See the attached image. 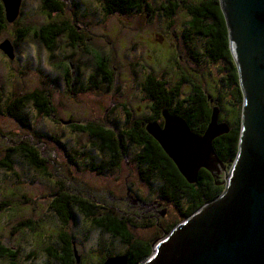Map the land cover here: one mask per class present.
<instances>
[{
	"label": "rangeland",
	"instance_id": "374dc122",
	"mask_svg": "<svg viewBox=\"0 0 264 264\" xmlns=\"http://www.w3.org/2000/svg\"><path fill=\"white\" fill-rule=\"evenodd\" d=\"M61 1L63 12L52 13L49 18L43 0H21L16 20L6 22L0 31V44L9 40L14 48L13 59L0 50L3 102L42 90L53 107L51 115L44 116L28 102L19 113L21 120L0 115V160L8 148L28 142L47 161L48 174L35 169L20 153L12 156V170L0 166V244L18 252V264H60L50 248L59 252L62 245L59 236L63 227L51 208L61 188L89 198L101 213L132 220L138 226L133 230L137 238L149 241L153 236L154 231L146 226L154 222L153 211L148 213L140 203H132L130 196L154 199L157 187L164 183L146 173L135 158L139 149L128 140L126 156L117 167H111L108 151L89 134L73 131L71 124L97 123L125 131L130 128L126 110L131 121L145 122L151 115V103L143 88L149 75L170 87L189 77L212 97L221 96V109H229L232 101L230 89L222 80L223 64L209 61L201 38L192 35L191 41L184 39L191 17L182 5L170 18L166 15L169 0H146L148 6L141 11L110 15L104 13L106 0ZM62 20L78 27L82 41L71 45L70 36L62 35L50 53L36 32L49 22ZM99 56L109 61L114 72L112 85L99 76L91 78ZM192 92V85L185 83L182 98ZM221 113L225 121L226 114ZM226 172L219 168L220 183L225 181ZM180 201L184 204L182 198ZM164 205L171 211V221H181L173 202ZM74 213L65 231L73 237L79 264H97L109 252L121 255L125 247L118 240L103 228H95L77 208ZM26 221L32 225L16 228ZM0 264H10L9 259L0 258Z\"/></svg>",
	"mask_w": 264,
	"mask_h": 264
},
{
	"label": "trees",
	"instance_id": "16d2710c",
	"mask_svg": "<svg viewBox=\"0 0 264 264\" xmlns=\"http://www.w3.org/2000/svg\"><path fill=\"white\" fill-rule=\"evenodd\" d=\"M169 1L166 14L168 17L174 16L179 5L186 8L191 17L188 29L183 34L184 39L189 42L193 36L201 38L205 42V55L209 61L223 64L220 69L225 73L222 79L223 84L230 89L232 97L230 108L227 110L221 109L218 103L222 100V97H212L207 94L199 83L189 77H183L173 87H170L166 85V81L157 79L154 75H149L143 88L151 103V115L145 122L141 119L131 121V113L126 110L130 128L125 131L118 132L97 123L71 124V129L78 133L89 134L92 138H95L99 142L100 148L103 151H108L111 167H117L121 159L126 156V140L135 145L139 149V153L135 156L136 160L145 166L146 173L148 172L150 176L156 175L164 183L163 187H166L165 191L169 200L176 206L181 220H183L207 202L217 198L224 190V185H221L220 180L205 169H200L197 181L194 184H189L159 143L146 130V125L153 122L162 126L164 122L162 112L167 110L171 115L184 119L194 134L202 135L210 122L212 108L216 106L215 103L220 108V113L224 112L227 117L224 121L221 113L219 120L226 122L230 130L213 140V148L217 157L224 164L230 166L238 150L243 98L239 86L238 71L229 49L227 25L219 0H197V3L192 4L179 0ZM147 6L146 0H106L104 13L106 15L117 12L130 14L141 11ZM43 9L51 18L52 13L63 12L64 3L61 0H43ZM6 22L1 2L0 31L5 28ZM65 34L70 36L71 45L81 42L83 38L78 32V27L68 20L49 22L41 26L36 32L37 38L50 53L55 51L58 38ZM97 58V70L91 78L95 79L99 76L103 82L112 85L114 72L109 61L103 56ZM185 83L192 85L193 92L186 98H182V87ZM28 102H32L36 110L44 116H50L53 112L49 96L42 90H34L8 102H3L0 95V115L5 114L16 120H21L19 113ZM51 139L59 143L62 148H65L57 139L53 137ZM5 152H7L6 156L0 160V166L7 170L13 168V154L20 153L35 169L44 174L47 173V161L41 156L39 149L30 143L21 142L8 148ZM145 177L146 180L150 181L147 176ZM181 198L184 200V204H181ZM51 208L55 211L63 227L59 236L62 243L60 251L50 248L51 255L59 260L60 264H78L74 253L76 249L73 237L65 231V227L75 217V208L85 218L90 219L95 228H103L111 234L112 239L118 240L125 247L126 252H123V255L127 258V264H139L151 253V243L134 236L130 219L116 217L111 212H99L101 208L82 194L69 193L61 188L56 193ZM179 222L180 220L171 226L168 232ZM30 224L32 225L31 221L21 222L16 228H22ZM118 254L120 255V253L113 254L109 252L97 264H101L108 257ZM5 257L9 259L10 264H18V252L0 244V258Z\"/></svg>",
	"mask_w": 264,
	"mask_h": 264
},
{
	"label": "water",
	"instance_id": "95a60500",
	"mask_svg": "<svg viewBox=\"0 0 264 264\" xmlns=\"http://www.w3.org/2000/svg\"><path fill=\"white\" fill-rule=\"evenodd\" d=\"M1 2L6 21L14 22L21 0ZM219 4L243 98L237 154L226 172L213 140L230 128L219 121L217 105L202 135L167 110L162 112V126L146 125L189 184L197 181L200 169L214 176L221 168L227 175L220 183L222 193L154 242L139 264H264V0H219ZM0 50L14 58L9 40L0 44ZM101 264H127V258L115 255Z\"/></svg>",
	"mask_w": 264,
	"mask_h": 264
},
{
	"label": "flooded vegetation",
	"instance_id": "af4514ba",
	"mask_svg": "<svg viewBox=\"0 0 264 264\" xmlns=\"http://www.w3.org/2000/svg\"><path fill=\"white\" fill-rule=\"evenodd\" d=\"M212 103H214V102H212ZM220 122H222V121H220ZM230 166H231V164H230ZM217 175H218V173L215 172L214 176L217 177ZM144 179L146 180L147 178L144 177ZM157 189H158V194H157L158 196L154 199L146 200L143 197L138 196V195L135 196V198H134V196H130L132 203H135V204L140 203L142 207H146L148 209L147 210L148 213L151 211H153V213H154L151 215L152 218L155 217L154 222L152 221L150 224L146 225L147 229L154 231L153 236L149 240V242L151 243V246L153 245L154 242H156L161 237H163L166 233H168V229L176 223V219H173L171 221V211H170L168 206L164 205V203L172 202L171 200H169V198L166 194V191H165L166 187H163V185H162V186L157 187ZM174 207L176 208L175 205H174ZM176 210H177V208H176ZM130 224H131V227L133 230H137L138 226L136 224H134L132 220H130ZM123 252H126L125 248H124ZM123 252L121 255H123Z\"/></svg>",
	"mask_w": 264,
	"mask_h": 264
}]
</instances>
